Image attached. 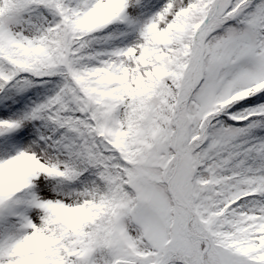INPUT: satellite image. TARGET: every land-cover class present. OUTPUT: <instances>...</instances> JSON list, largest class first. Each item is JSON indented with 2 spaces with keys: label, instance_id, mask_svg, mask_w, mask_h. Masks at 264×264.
I'll return each instance as SVG.
<instances>
[{
  "label": "snow or ice",
  "instance_id": "snow-or-ice-1",
  "mask_svg": "<svg viewBox=\"0 0 264 264\" xmlns=\"http://www.w3.org/2000/svg\"><path fill=\"white\" fill-rule=\"evenodd\" d=\"M0 264H264V0H0Z\"/></svg>",
  "mask_w": 264,
  "mask_h": 264
}]
</instances>
